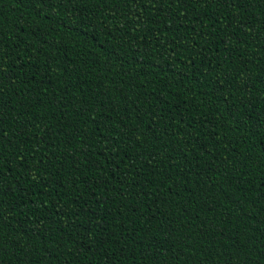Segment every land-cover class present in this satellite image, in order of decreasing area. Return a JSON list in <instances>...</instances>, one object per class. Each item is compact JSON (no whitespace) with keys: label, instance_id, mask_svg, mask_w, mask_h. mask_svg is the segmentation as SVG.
<instances>
[{"label":"trees","instance_id":"1","mask_svg":"<svg viewBox=\"0 0 264 264\" xmlns=\"http://www.w3.org/2000/svg\"><path fill=\"white\" fill-rule=\"evenodd\" d=\"M158 8L0 0V264H264V6Z\"/></svg>","mask_w":264,"mask_h":264},{"label":"snow or ice","instance_id":"2","mask_svg":"<svg viewBox=\"0 0 264 264\" xmlns=\"http://www.w3.org/2000/svg\"><path fill=\"white\" fill-rule=\"evenodd\" d=\"M72 0H67V3H71ZM132 3H135L136 0H131ZM147 4L156 7V5H160V8L157 9V13L163 12L166 9L164 8V5H168V9H172L173 5H175L176 10H180L184 13V16L182 19H187L188 14L191 11V9L195 6V4L200 3L201 0H146ZM212 2H217V0H212ZM220 3L226 5V6H244V5H257L260 4L261 6H264V0H219ZM35 3L38 6L45 7V8H55L58 4L65 3V0H35ZM184 5L183 8L180 6ZM175 11L169 12L170 19L175 16ZM47 15V14H45ZM156 24H159V19L155 21ZM169 27H172V23L170 22ZM3 44V41H0V45ZM3 53L0 51V62L3 61ZM0 121H2V114H0ZM10 143V142H9ZM3 155H4V137L0 135V177H2L3 171H4V164H3ZM115 163V162H114ZM28 171H31V169H28ZM19 179V178H18ZM0 184H2V180H0ZM3 190L0 189V192ZM0 205H2V200H0ZM94 227H96L94 225ZM261 253L264 255V244L261 245ZM106 264H111V261H106Z\"/></svg>","mask_w":264,"mask_h":264}]
</instances>
